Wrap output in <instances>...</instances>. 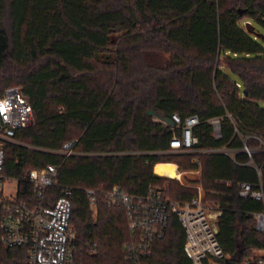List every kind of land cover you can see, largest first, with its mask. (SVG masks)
Instances as JSON below:
<instances>
[{
	"label": "trees",
	"instance_id": "trees-1",
	"mask_svg": "<svg viewBox=\"0 0 264 264\" xmlns=\"http://www.w3.org/2000/svg\"><path fill=\"white\" fill-rule=\"evenodd\" d=\"M13 86L32 105L34 124L16 132L32 149L9 146L5 174L27 192L29 171L61 165L46 196L72 191L77 264H132L126 213L107 207V191L144 196L169 182L168 191L158 189L171 201L198 196L196 187L154 174L160 163L184 171L201 164L191 182L219 213V264L264 260L256 230L264 203L239 195L242 183L261 182L264 191V0H0V96ZM174 114L198 118L197 149L246 145L252 157L170 152V127L156 119ZM69 142L83 155L63 162L37 150ZM185 237L171 215L142 264H191ZM0 264H26V251L0 244Z\"/></svg>",
	"mask_w": 264,
	"mask_h": 264
},
{
	"label": "built area",
	"instance_id": "built-area-1",
	"mask_svg": "<svg viewBox=\"0 0 264 264\" xmlns=\"http://www.w3.org/2000/svg\"><path fill=\"white\" fill-rule=\"evenodd\" d=\"M170 120L174 126L156 119L170 127V152L225 154L233 158L243 152L252 157L254 151L246 145L241 150L197 149L194 127L199 123L198 118L192 116L183 120L174 114ZM210 123L214 138L221 139L220 120L214 119ZM33 124L30 99L21 88H7L0 96V244L6 249L25 250L26 264H77V238L71 222L72 191L64 188L61 196L52 202L46 196L47 190L56 183L61 165L49 164L29 171L27 192L22 190L18 179L5 174L6 149L9 146L30 147L16 139V132ZM75 145L76 142H69L60 150H37L60 156L64 162L72 156L83 155L76 153ZM261 150L264 151V148ZM87 195L95 206L94 192L87 190ZM104 195L107 207L122 209L126 213L133 237L127 246V258L132 264H142L150 256L155 241L166 235L171 215L178 218L185 232L184 252L191 264H219L226 258L217 240V227L210 212L212 208L204 204L201 191L187 202L171 201L156 187H151L144 196L129 194L120 187ZM239 195L264 203L261 182L257 186L239 184ZM218 215H215L216 218ZM256 230L264 233V211L256 215ZM247 264H264V260L247 261Z\"/></svg>",
	"mask_w": 264,
	"mask_h": 264
},
{
	"label": "rangeland",
	"instance_id": "rangeland-1",
	"mask_svg": "<svg viewBox=\"0 0 264 264\" xmlns=\"http://www.w3.org/2000/svg\"><path fill=\"white\" fill-rule=\"evenodd\" d=\"M14 87V86H13ZM15 87H18V88H20V86H15ZM173 164H175V165H177L176 163H173ZM178 166V165H177ZM178 168H179V166H178ZM199 170L198 171H184V170H182V169H180L179 168V172L182 174V176H181V178L180 179H173V178H169V177H164V178H167V179H171V180H175V181H177V182H179L181 185H184V186H191V187H196L197 188V190H198V194H199V192L201 191V194H202V197H203V195H204V192H203V190H202V188H201V185H199V184H193L191 181H194V180H199L200 178H201V164H200V166H199ZM154 172V171H153ZM155 174V173H154ZM163 177V176H162ZM170 185H171V187H172V184H170L169 182H165L164 184H162V185H160V186H157L158 188H160L161 190H163V191H165V190H169V189H171V187H170ZM199 188V189H198ZM14 190H15V187H14ZM164 193V192H163ZM167 194V193H166ZM209 207H211L212 209H215V207L214 206H212L211 204L210 205H208ZM211 209V215L213 216V220H214V222H215V224H216V222H217V218H216V214L218 213L217 211H215V210H212ZM257 255H259V256H261V255H263V253L262 252H259Z\"/></svg>",
	"mask_w": 264,
	"mask_h": 264
},
{
	"label": "bare ground",
	"instance_id": "bare-ground-1",
	"mask_svg": "<svg viewBox=\"0 0 264 264\" xmlns=\"http://www.w3.org/2000/svg\"><path fill=\"white\" fill-rule=\"evenodd\" d=\"M154 173L159 176L173 179H179L181 177L180 172L176 169V165L171 163L157 164L154 168Z\"/></svg>",
	"mask_w": 264,
	"mask_h": 264
},
{
	"label": "water",
	"instance_id": "water-1",
	"mask_svg": "<svg viewBox=\"0 0 264 264\" xmlns=\"http://www.w3.org/2000/svg\"><path fill=\"white\" fill-rule=\"evenodd\" d=\"M245 93V92H244ZM149 116H155V114H154V112H149ZM158 120H162V119H159V118H157ZM163 121H165L168 125H170V126H174V123L170 120V119H165V120H163Z\"/></svg>",
	"mask_w": 264,
	"mask_h": 264
},
{
	"label": "crops",
	"instance_id": "crops-1",
	"mask_svg": "<svg viewBox=\"0 0 264 264\" xmlns=\"http://www.w3.org/2000/svg\"><path fill=\"white\" fill-rule=\"evenodd\" d=\"M176 167L178 168V166L176 165ZM155 168V167H154ZM154 168H153V171H154ZM178 171H179V168H178ZM157 175V174H156ZM159 176V175H158Z\"/></svg>",
	"mask_w": 264,
	"mask_h": 264
}]
</instances>
